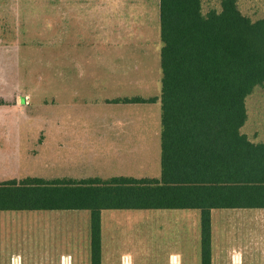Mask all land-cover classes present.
<instances>
[{"label": "trees", "instance_id": "1", "mask_svg": "<svg viewBox=\"0 0 264 264\" xmlns=\"http://www.w3.org/2000/svg\"><path fill=\"white\" fill-rule=\"evenodd\" d=\"M158 179L0 183V212L88 211L90 264H101L100 213L200 212V264H212L211 210L264 209V142L243 133L247 102L264 89V21L239 15L235 0L201 13L200 0H159Z\"/></svg>", "mask_w": 264, "mask_h": 264}, {"label": "crops", "instance_id": "2", "mask_svg": "<svg viewBox=\"0 0 264 264\" xmlns=\"http://www.w3.org/2000/svg\"><path fill=\"white\" fill-rule=\"evenodd\" d=\"M88 1L96 4L92 0ZM68 3V0H61L59 14L61 19H65L67 28L68 14L71 12ZM89 8H82L84 16L85 14L94 16L95 12H99V8ZM76 11L75 16L79 18V10ZM71 15L72 13L70 17ZM51 19V0H0V183L25 178L74 181L94 178L158 179L161 131L159 101L151 104L111 101L131 98L158 99L160 87L157 88V94H152L145 88L143 95L129 97L123 94L122 89L118 95L113 96L116 84L129 83L125 75L118 77L115 75L114 64L109 65L115 62L114 53L125 45L117 46L114 31L109 30L104 34H100L99 30L92 31V38L83 47L77 30L74 35L72 34L77 35L75 40L61 50L60 113L58 119H55L58 122L52 123V111L47 108L51 103L52 94L46 97V92H42V86L40 87L41 84H51L52 76L49 75L47 79L40 71L37 78H34L29 73L23 75L20 71L21 51H33L34 45H40L42 37L47 34L48 25L51 32ZM62 26L64 28V24ZM67 28H64L66 33L63 31V36L65 35L68 40ZM110 33L112 36H109ZM70 46L72 55L69 58ZM84 51L94 54L84 55ZM12 53H15V56H12ZM138 81L140 82L139 77L135 79L136 83ZM153 81L155 82V76ZM260 96L258 102L261 103L255 102V108H251V103L247 102L248 111L256 114V117L259 116V119L264 113V98L262 94ZM103 104L119 107L104 106V109H100L102 107L99 106ZM257 107H260L261 112ZM129 108L132 110L139 108L141 111H129L131 110ZM259 119L256 118L251 124L247 122L242 129L255 144L264 142V124H261ZM53 130L59 133L56 140L51 139ZM53 165H58L59 175L52 174ZM85 165L92 171L91 175H83ZM165 211H195L198 212L200 221V212L197 210ZM243 211H253L255 223L259 228L263 226L254 234L257 238L253 239L260 250V237L264 233V209L211 210L212 263L215 258L214 243L217 237H220L219 242L222 243V239L227 235V221L235 219L243 222L246 218ZM191 217L196 222V216ZM218 217L221 223L226 220L224 226L221 224L219 234L215 227V219ZM68 258L64 257L65 264H68ZM235 258L234 263L237 264L239 255L236 254L233 259ZM173 259L176 257L173 256Z\"/></svg>", "mask_w": 264, "mask_h": 264}, {"label": "rangeland", "instance_id": "3", "mask_svg": "<svg viewBox=\"0 0 264 264\" xmlns=\"http://www.w3.org/2000/svg\"><path fill=\"white\" fill-rule=\"evenodd\" d=\"M63 1V0H62ZM68 28L65 19L60 18L61 0H51V32L46 31L40 45L33 51H21V73L37 78L52 76L51 84H44L42 92L46 97L52 94L47 106L52 111V123L58 122L60 113V65L61 50L71 44L79 31L83 47L88 44L92 31L100 34L114 31L116 44L124 45L116 51L115 75H125L128 82L116 84L115 94L122 89L129 97L143 95L145 88L157 94L160 87L158 0H68ZM222 0H200L201 13L221 11ZM87 3H91L87 4ZM63 6V5H62ZM96 7L99 12L83 14L82 8ZM79 10L80 17L76 14ZM90 9V8H89ZM236 12L252 22L264 21V0H235ZM70 13H72L70 17ZM69 30V39L63 31ZM63 28V30H62ZM73 34V35H72ZM112 33H110L109 36ZM83 35V36H82ZM45 38V39H44ZM98 38V37H94ZM79 39V38H78ZM67 40V41H66ZM81 41V40H80ZM71 46L69 52L71 57ZM92 56L94 52H83ZM107 54L106 52L104 53ZM15 56V53H12ZM17 57V53H16ZM104 65V64H101ZM107 65V64H106ZM45 68V69H44ZM103 72V71H101ZM155 76V82L153 77ZM139 77L140 82H135ZM150 77V78H149ZM156 84V87H155ZM159 86V87H158ZM137 88H139L137 90ZM248 103L264 98V89L257 90ZM116 107L101 105L100 109ZM121 106V105H120ZM255 108V107H254ZM261 112L260 107H257ZM131 109V108H129ZM251 110V109H250ZM129 111L140 112L141 109ZM146 112L147 110L144 109ZM252 112V111H251ZM145 114V113H143ZM11 117V115H9ZM259 119L251 113L248 124ZM264 124V113L260 117ZM57 130V129H56ZM53 140L58 139V131H52ZM53 175H59L58 165L51 167ZM87 165L83 175H91ZM195 211H106L101 214V264H200L199 220ZM245 213L243 222L235 219L227 221V235L220 243L217 237L214 243L212 264H235L233 257L239 255L237 264H264V233L260 237V250L254 238L261 228L255 223L253 211ZM191 215L196 216L193 220ZM247 219V220H246ZM217 234L221 223L215 219ZM193 222V224L191 223ZM90 220L89 213L75 212H0V264H90ZM262 247V249H261ZM173 256L176 259H173ZM173 259V261H172ZM125 260L127 262H125Z\"/></svg>", "mask_w": 264, "mask_h": 264}, {"label": "bare ground", "instance_id": "4", "mask_svg": "<svg viewBox=\"0 0 264 264\" xmlns=\"http://www.w3.org/2000/svg\"><path fill=\"white\" fill-rule=\"evenodd\" d=\"M172 261H173V259H172ZM235 262H236V258H235V260H234Z\"/></svg>", "mask_w": 264, "mask_h": 264}]
</instances>
